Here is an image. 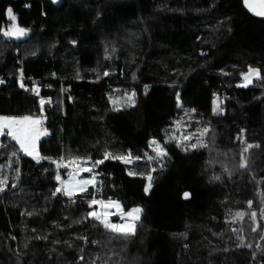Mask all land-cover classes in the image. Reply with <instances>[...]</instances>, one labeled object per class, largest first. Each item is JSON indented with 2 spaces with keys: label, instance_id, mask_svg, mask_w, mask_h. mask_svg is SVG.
<instances>
[{
  "label": "trees",
  "instance_id": "1",
  "mask_svg": "<svg viewBox=\"0 0 264 264\" xmlns=\"http://www.w3.org/2000/svg\"><path fill=\"white\" fill-rule=\"evenodd\" d=\"M9 7L30 35L0 32V115L39 116L40 99L51 103L39 162L0 137V264H264V19L242 0H0V29ZM249 67L261 78L238 87ZM204 128L207 147L191 148ZM184 134L196 135L169 139ZM106 151L133 161L106 160L96 187L53 195L68 169L51 161ZM92 195L142 208L135 234L88 217Z\"/></svg>",
  "mask_w": 264,
  "mask_h": 264
},
{
  "label": "snow or ice",
  "instance_id": "2",
  "mask_svg": "<svg viewBox=\"0 0 264 264\" xmlns=\"http://www.w3.org/2000/svg\"><path fill=\"white\" fill-rule=\"evenodd\" d=\"M243 3L245 7L252 12L256 16L264 17V0H243ZM7 18L12 21V24L7 29H0V32L5 37H11V38H21L27 35V29L21 28L16 23V16L13 14V10L11 7L7 9L6 12ZM22 75V74H21ZM105 76L109 75V73L105 72ZM243 83L238 85V87H248L253 82V77H256L257 79L261 78V73L259 69L249 67L248 71L246 73H241ZM4 81L0 80V84H2ZM20 87L23 88L24 84L23 82L20 83ZM33 93L36 95H39L40 89L38 87H33L31 89ZM147 91V86H146ZM135 96L136 93L133 92L131 94H126V103L129 106L135 105ZM41 106V115L40 116H22V117H8V116H0V135H7L11 138V140L15 141L17 145H19L20 151H22L25 155L32 156L34 159H37V162H39V159H43V157L39 156V152L37 150V141L42 136L48 135L47 129H44L42 127L43 124V111H44V105L46 101L44 99H40L39 101ZM47 103H51V100L49 99ZM118 101H113V104H117ZM180 97L179 94H177V107H180ZM118 110V109H116ZM194 111V109H193ZM214 113L217 111H220L218 108V105L214 107L213 109ZM177 131H179V128H177ZM208 129L204 128L199 132V135L196 137L198 139V143L191 144L190 147L195 149L197 147H207L206 144L203 143L202 137L205 136L208 133ZM196 134H184L182 137H176L175 135H171L169 137L170 140H175L177 142V146L181 147L183 145V142L190 141L194 138ZM243 142V141H242ZM258 147V145H255ZM149 147L155 151L157 157H164L167 156V152L164 150L163 147L160 146V144L156 140L149 141ZM254 147L252 144H247V146L244 148V152H248L249 149ZM15 155V153H13ZM119 160L122 163L130 164L133 161V157L131 156V153L127 155H114L110 152H105L103 159L96 160L94 162L91 161V158H81L78 156H69L67 159L65 157H61L59 161H51L52 163L56 164L57 169L61 167H66L71 169L69 171V180L68 181H62L60 179V173L57 172L56 179L60 181L62 187H58L56 191L53 193V195H56V193L63 192L64 195L68 197H72L73 195L77 193H83L87 191V188L89 185H92L95 187V173L92 175L90 179H79L77 180L76 177L79 176L80 172H89L93 173V170L100 164H103L106 160ZM135 159H140V157H135ZM147 159L151 161L153 157L148 156ZM91 163V167H87ZM240 168H247V157L244 155H241V162L239 165ZM154 172L155 169H152ZM19 172V169H17V173ZM130 176L137 175V173L129 171L128 173ZM146 179L148 183L144 187V192L147 194L152 188V180L153 176L150 173L147 174ZM215 179H219V177H215ZM7 184V177L0 179V192H3L5 190V185ZM15 187V185L13 186ZM190 197V193L184 192L183 198L188 199ZM249 207L252 205V201H248ZM93 205H97L100 210H94L90 211L87 215L90 218H93L95 220L100 221V223L103 225V227L111 232L120 234V235H133L135 234L136 229V222L140 220L141 214L143 212V209L140 207L132 208L128 211H125L123 206L120 204L119 201H112V200H98L96 199L95 195H92V199L89 201V207H92ZM116 209L115 212L109 211V209ZM113 215H119L122 220H124V223H113L110 220V217ZM256 212L251 213V218L253 220V223L256 222ZM244 214L241 212L235 213V217L233 219V222H235L236 219H243ZM261 218L264 219V212L261 214ZM256 227L252 228V231H256ZM233 231H236L233 229ZM87 242V238H83ZM83 259V257H81ZM94 264V262H93Z\"/></svg>",
  "mask_w": 264,
  "mask_h": 264
},
{
  "label": "rangeland",
  "instance_id": "3",
  "mask_svg": "<svg viewBox=\"0 0 264 264\" xmlns=\"http://www.w3.org/2000/svg\"><path fill=\"white\" fill-rule=\"evenodd\" d=\"M258 81V79L256 78V77H253V82L249 85V86H252L254 83H256ZM243 83V80H242V77H241V80H240V84H242ZM1 116H5V115H1ZM22 116H38V115H22ZM22 116H15V117H22ZM8 117H12V116H8ZM44 123V122H43ZM42 127L44 128V124H42ZM45 129V128H44ZM2 135H0V137H1ZM43 137H45V136H42L41 138H43ZM40 138V139H41ZM39 139V140H40ZM38 142L39 141H37V145H36V147H37V150H38ZM19 146V145H18ZM21 153L24 155V156H28V155H25L22 151H21ZM28 157H32V156H28ZM87 167H91V164H88V165H86ZM68 170H67V176L66 177H64V178H62L61 180L62 181H68L69 180V171H71V169H69V168H67ZM94 174V172L93 173H89V172H80V174H79V176H77L76 177V179L77 180H79V179H90L91 177H92V175ZM95 187L98 185V180H97V178H96V176H95ZM60 187H62V185H61V183H60ZM74 196V195H73ZM98 200H100V199H98ZM112 201H116V200H112ZM263 204H264V202H263ZM135 207H138V206H133V207H131V208H129L128 210H130V209H132V208H135ZM94 210H100L99 209V207L96 205V207H95V209ZM93 210V211H94ZM128 210H126V211H128ZM109 211H112V212H115L116 211V209H109ZM110 220H111V222H113V223H124V220H122L121 219V217L119 216V215H113V216H111L110 217Z\"/></svg>",
  "mask_w": 264,
  "mask_h": 264
},
{
  "label": "water",
  "instance_id": "4",
  "mask_svg": "<svg viewBox=\"0 0 264 264\" xmlns=\"http://www.w3.org/2000/svg\"><path fill=\"white\" fill-rule=\"evenodd\" d=\"M48 1L51 2L54 6H59V5L62 4V1H63V0H48ZM242 3H243V0H242ZM243 6H244V8L246 9V11H247L251 16L256 17V18H259V19H264V17L256 16V15H254L252 12H250V11L245 7L244 3H243ZM18 26L21 27V28H25V27L20 26V25H18ZM25 29H27V28H25ZM29 35H30V33H29L28 29H27V35H26V36L21 37V38H19V39H17V38H11V37H10V39H12V40H14V41H16V42H23V41H26V40L29 38Z\"/></svg>",
  "mask_w": 264,
  "mask_h": 264
},
{
  "label": "built area",
  "instance_id": "5",
  "mask_svg": "<svg viewBox=\"0 0 264 264\" xmlns=\"http://www.w3.org/2000/svg\"><path fill=\"white\" fill-rule=\"evenodd\" d=\"M42 99H44L45 101H46V103H45V105H47V104H49V103H47V101L50 99V97L49 96H44ZM51 100V99H50ZM44 105V106H45ZM40 116V115H39ZM44 124V123H43Z\"/></svg>",
  "mask_w": 264,
  "mask_h": 264
},
{
  "label": "crops",
  "instance_id": "6",
  "mask_svg": "<svg viewBox=\"0 0 264 264\" xmlns=\"http://www.w3.org/2000/svg\"><path fill=\"white\" fill-rule=\"evenodd\" d=\"M1 116V115H0ZM105 201H107V200H105Z\"/></svg>",
  "mask_w": 264,
  "mask_h": 264
}]
</instances>
